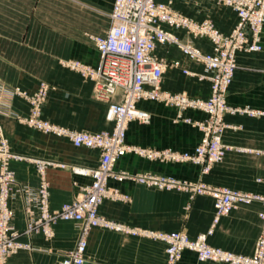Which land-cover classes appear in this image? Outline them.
<instances>
[{
  "label": "crops",
  "instance_id": "0c3cea01",
  "mask_svg": "<svg viewBox=\"0 0 264 264\" xmlns=\"http://www.w3.org/2000/svg\"><path fill=\"white\" fill-rule=\"evenodd\" d=\"M114 0H0V92L7 104L1 121L12 151L52 161L46 170L50 186V205L58 208L72 201L91 183V176L73 172L71 166H97L101 152L97 148L77 147L70 139L45 133L20 122L16 114L27 115L29 102L13 94L16 86L30 92L42 81L50 85L42 115L58 124L88 131L111 130L107 118L108 101L96 97L94 81L65 64L80 60L96 65L99 50L92 34L103 35L111 25ZM173 6L198 21L210 19L221 31L230 32L237 23L236 12L212 0H173ZM183 41L208 52V38L194 37L186 30H173ZM260 51H239L238 67L227 94L228 103L237 108L264 110V27ZM156 54L167 66L161 87L183 91L191 96H208L211 83L197 74L203 64L190 59L174 44H159ZM190 70L197 74L187 73ZM119 91L114 99L121 98ZM11 97V98H10ZM138 105L149 111L148 121L128 124L127 142L151 148L191 151L200 142L202 131L193 123L205 120L203 110L188 108L182 112L174 105L142 99ZM187 118L191 119L188 121ZM223 140L228 149L222 161L207 171L194 162L148 159L129 152L116 168L129 172L173 176L189 182L207 184L264 195V115L227 112ZM61 164H65L62 166ZM19 185L36 187L40 176L35 164L13 160ZM109 184L129 194L126 201L105 199L100 213L132 226L164 232L184 231L194 238L213 225L214 199L209 194L191 195L184 189H160L130 179L110 178ZM15 188V191H16ZM13 223L20 239L31 242V249H20L10 256L9 264H60L64 254L76 246L80 223L58 220L54 234L24 232L27 224L23 198L16 192L11 202ZM259 200L238 203L214 226L210 244L236 253L253 254L264 221ZM165 242L139 235L94 227L88 237L84 264H166ZM177 264H226L200 260L195 251L184 250Z\"/></svg>",
  "mask_w": 264,
  "mask_h": 264
},
{
  "label": "built area",
  "instance_id": "2783aa9c",
  "mask_svg": "<svg viewBox=\"0 0 264 264\" xmlns=\"http://www.w3.org/2000/svg\"><path fill=\"white\" fill-rule=\"evenodd\" d=\"M201 1V0H196ZM231 7L237 14V23L230 32L221 31L210 19L203 21L177 10L173 0H114L110 13L111 25L103 35L91 37L99 50L96 65L80 60H68L65 64L94 81L96 97L108 101L107 118L114 122L111 130L88 131L71 128L46 119L42 115L50 85L42 81L32 92L16 86L12 93L29 102L27 115L16 114L20 122L30 127L66 137L77 147L97 148L101 152L97 166H71L73 172L91 176V183L82 187L81 193L72 201L58 208L50 205V186L46 177L50 160L27 156L12 151L4 134L1 117L6 97L11 93L0 92V264H9V258L20 249H31V242L20 239L21 232L13 220L15 210L11 204L16 192L23 198L26 215L25 233L42 232L46 237L54 234L58 220H74L80 223V235L76 246L64 254L60 264H84L88 237L92 228L119 231L132 235L158 239L166 244V264H177L184 250L197 253L200 260H214L226 264H264V224L257 238L253 254L236 253L214 246L208 238L222 216L229 214L238 203L259 200L264 195L214 186L203 181L189 182L173 176L152 171L129 172L116 168L118 160L132 152L148 159L175 162H194L209 171L223 160L228 145L223 140L227 112L262 114L264 110L237 108L228 103L227 94L235 76L239 51H260L264 27V0H212ZM186 30L194 37L208 38L212 50L205 52L192 43L183 41L173 30ZM159 44H174L190 59L204 66L203 73L185 69L208 79L211 90L208 96H191L183 91H169L161 87L166 62L157 54ZM121 91V98L115 95ZM7 94V96H6ZM11 98V97H10ZM142 99L157 100L176 106L180 112L188 108L203 110L205 120L193 121L202 131V138L193 150L180 151L172 148H151L127 142L128 124L133 120L148 121L149 111L138 105ZM188 121L191 119L187 118ZM13 160H26L35 164L40 176L36 187L18 185ZM65 166V164H61ZM110 178L123 181L130 179L160 189H184L191 195L209 194L214 199L215 214L212 227L192 238L184 231L164 232L132 226L100 213L105 199L129 200V194L109 184ZM16 188V191H15ZM264 221V211L260 213Z\"/></svg>",
  "mask_w": 264,
  "mask_h": 264
}]
</instances>
